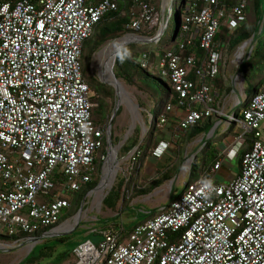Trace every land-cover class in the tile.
<instances>
[{
	"label": "built area",
	"instance_id": "built-area-1",
	"mask_svg": "<svg viewBox=\"0 0 264 264\" xmlns=\"http://www.w3.org/2000/svg\"><path fill=\"white\" fill-rule=\"evenodd\" d=\"M154 1L139 2L142 21L135 19V32L142 30V22L153 24L146 13ZM175 1L164 11L163 34ZM228 1L189 4L176 44L159 51L158 66L179 94L177 105H167L166 111L183 110L180 130L203 118H228V133L247 144L238 175L226 182L210 178L185 183L176 200L126 237L101 231L99 243H81L67 264H264V88L248 105L233 90V107L240 108L233 115L226 111L229 95L219 98L214 88L215 79L234 86L242 78L222 74L231 57L218 36L225 27L238 30L247 7V0H239L228 9ZM116 10L115 0H0V242L18 245L50 238L70 209L71 196L91 181L108 129L92 119L82 50L99 21ZM258 24L262 31L264 15ZM162 35L152 41L159 42ZM253 37L234 51L240 64L251 54ZM186 49L203 52L197 57L205 67L197 69L196 82L187 79L186 67L196 56H187L184 65L178 55ZM140 62L146 67L149 56L142 54ZM166 122L165 115H148L151 126ZM219 127L216 123L212 134ZM166 148L154 156H162ZM112 151L108 147L105 164ZM220 167L217 162L212 172Z\"/></svg>",
	"mask_w": 264,
	"mask_h": 264
},
{
	"label": "trees",
	"instance_id": "trees-1",
	"mask_svg": "<svg viewBox=\"0 0 264 264\" xmlns=\"http://www.w3.org/2000/svg\"><path fill=\"white\" fill-rule=\"evenodd\" d=\"M140 1L142 0H115L117 4V10L107 13V15L99 21V23L96 25L94 34L88 40H86L83 45L81 57L82 73L85 83L90 88V99L94 104L92 110V119L97 125L101 126L104 130L108 129V122L111 119V116L115 110V90L104 82L100 81L96 74L91 71V58L107 42L121 39L126 35H135L142 39H151V33L146 31L145 29H143L142 31L135 32V30L131 28L132 24L135 22V19H137L138 17V11H140ZM237 1L239 0H229L227 2V8L230 9L232 5H234ZM189 4L201 7L203 4V0H176L174 2L173 10L175 12V23L173 34L176 33V35L175 37L172 36V38L164 45V48L159 47L157 49L151 50L150 48H144L148 47L150 44H129L119 50L116 55L115 64L113 67V72L116 79L121 80L126 85L135 87L138 91L142 92L144 95L147 96L146 103L139 102V105L145 111L143 113L145 115V123L150 129V131L149 135L142 137L141 128L140 126H137L133 135L127 139V141L121 147L118 153L119 160L128 158L129 155H131L132 153L133 155L129 157L125 162L126 167H128L129 169V172L123 176L118 177L117 182L109 191L108 195L103 201V205L113 211L117 209V206L121 201L123 202L122 209H127L132 200H134L137 195L149 194L163 183L161 182L162 177L160 176L158 179H156V181L151 184L149 188H144L142 190L135 189V183L142 175L143 162L146 161V156L148 157L149 155H154V152L159 144V138L157 133L160 131L161 128L151 126L148 123V115H152L155 118L161 115H165L168 119L170 116L169 113L166 111L167 105L171 104L175 106L179 101V94L172 86L170 75L163 74L161 67L156 64V51H160L161 54H163L164 49H169L170 47L175 46L176 40L178 39L181 33L180 24L182 15L186 11V8ZM244 15L245 22L242 25V29H238L232 33L225 27L222 29L218 38H221L226 41V55L231 57L239 45L250 40L254 35L252 40L251 54L249 57L245 58V60L239 65L236 71L237 74H240L242 76L243 82L245 84L251 82L252 73L260 72V66L263 57L261 51V44L258 40H256V34L258 32V22L264 15V0H247V7ZM249 16L254 18V21H252L251 23L248 22ZM263 30L264 26L260 33H262ZM163 35L159 42H152L151 44H155L156 46H158L159 43H161ZM142 54H147L149 56V64L146 67L141 66L140 58ZM178 55L181 57V63L184 65L186 64L184 59L187 56H196L197 61L192 66H186L189 69L187 79L196 82L198 80L196 76L197 69L199 67H205L201 66L202 63L201 61H198L197 57V55L203 56V52L198 51L194 54L191 49H186L185 51L179 52ZM154 69L158 70L161 77L156 76ZM160 88L163 89V92L161 99H158L160 95ZM214 88L218 90L219 98H224L230 95V93L233 91V89H231L232 86L229 83L225 82L222 78L215 79ZM263 88L264 77L260 80L257 85L253 87L252 94L250 96H246L247 100L245 105H248L253 94L260 92ZM146 104L154 105V115L150 111L146 110ZM118 113H120V111H118ZM236 114H238V112ZM214 126L215 121H213V118H203L201 121L197 122L195 125H191L188 129L184 130L183 132L186 133V140L188 142H191L196 136L203 133H207L208 130H211ZM216 133L217 131L212 134V138L216 135ZM262 139L264 140V136ZM112 143L114 146L118 143L117 137L113 134ZM202 144V151L196 155L190 167L187 183L198 179H209L212 175V169L219 159L217 151L214 149L213 143H211L210 140H208L204 146H202ZM108 147V142L105 138L102 148L98 150L94 158L95 170L92 174L91 181L83 185L82 189L79 192H76L71 196V204H74L75 210L80 206V203L82 202V199L86 196V194L94 190L98 185L101 167L104 163V159L107 157L108 154ZM177 147L181 148L179 146ZM208 149L212 152L210 162L207 158ZM201 154L202 159L199 158V155ZM240 163L241 156L239 158V164ZM168 204H165L164 206H167ZM75 210H72V207H70L68 212L62 217L61 220H65L69 216L73 215ZM158 210H151L145 219L156 215L158 213ZM107 222L108 224H106ZM101 223L104 225L101 228L102 230H95L93 231L94 234L100 235L101 231L110 230L114 233H119L126 237L133 230V228L138 225L137 223L136 225H132L131 223L125 224L119 218L112 219L110 221L103 220L101 221ZM65 239L66 237L64 236L55 237V240L60 242L64 241ZM86 241L88 240H83L81 243ZM80 244H77V246ZM33 250L30 253L29 257L33 253ZM46 251V253L41 252V254L36 258L41 259L47 256H51L53 254L52 247H48ZM73 251L67 254H62L58 257L59 261H61V264L73 258ZM29 257L25 259V261H28Z\"/></svg>",
	"mask_w": 264,
	"mask_h": 264
},
{
	"label": "rangeland",
	"instance_id": "rangeland-1",
	"mask_svg": "<svg viewBox=\"0 0 264 264\" xmlns=\"http://www.w3.org/2000/svg\"><path fill=\"white\" fill-rule=\"evenodd\" d=\"M172 0H155L153 4H151L150 9L146 13L147 16H150V22L153 24H145L141 23V15L142 11L139 7L138 17L137 20H141L140 23L142 25V30L145 29L146 31L151 33V39L146 38V41H140L139 39L135 40V35H126L121 39L109 41L105 45H103L99 51H97L91 58V71L96 74L100 81L104 82L111 88H113L112 82L114 81L112 73L113 67L115 64V58L110 61L109 68L110 71H104L106 67V63L109 60L110 56H113L118 44L124 40L125 38L133 37L134 39L129 42V44H138V45H149L150 48L157 49V48H164V45L172 38L173 30H174V23H175V12L172 9V15L170 17L168 28L163 35L161 43L158 46L155 44H151L154 40V37H158L163 32V14L166 9H168V3ZM248 22L254 21V18L249 16ZM239 29H242L240 26ZM141 30V31H142ZM256 37L260 44H261V51H262V61L260 66V72L252 73L251 75V82L245 83L243 82L242 78L238 82L237 85L232 86L231 89L235 90L236 94L240 97L242 101L246 104V96H250L253 92V87L257 85L260 80L264 77V30L260 33V25L258 26V32ZM127 44V45H129ZM252 47V43L250 44L249 49ZM236 51V50H235ZM160 57L159 51H156L155 61L158 65V58ZM240 64V61L237 59V56L233 53L231 56L228 66L225 67L224 71H222L223 75L226 77H235L237 75V68ZM156 76L161 77L158 70H155ZM102 73V74H101ZM108 73V74H107ZM119 84H121L127 96H123L122 98L118 97L115 92L116 102H120V106L118 111L120 113H116V116L112 122V134L117 137L118 143L114 146L117 149V171L115 173V169L109 171L106 175V182L107 186L103 191L97 192V188L99 187L100 183L103 179V173L105 166L109 165V160L107 163H103L100 171V178L97 188L92 190L91 192L87 193L86 196L82 199L80 206L75 210L74 204L72 203L71 207L72 210L74 209L75 212L73 215L69 216L65 220H61V226L59 229L56 230L55 234H53L50 238L45 239L41 242L33 243V242H25L23 244H12V242L8 240H2L0 242V264H61L58 257L62 254H67L72 252L80 244L83 240L91 241L94 244H97L101 240V236L98 234H94L93 231L102 230L101 228L104 226L101 221L103 220H112V219H120L123 223L132 225L139 224L140 222L144 221L147 217L148 213L151 210H158L162 208L165 204H168L174 200H176L184 190L185 183L188 181L190 167L198 153L202 151L201 147V139L205 138L202 146L207 143L209 140V134L211 130H208L203 136H200L196 139H193L191 142H186L184 139H180L181 132L178 133V137H175V140L182 144L180 150L177 153L171 151V145H169V141L171 142L170 137H163L165 140L162 148H165L166 151L162 154V156L156 160L152 157V155L146 156V161L143 162L142 168V175L135 183V189H146L151 186V184L156 181L160 176L161 182H163L158 188L154 189L152 192L146 195H137L134 200L130 203L127 209L123 208V202L121 201L116 210H111L103 205V201L105 197L108 195L107 193L112 189V187L117 182L118 177L123 176L126 174V166L123 160H118V153L121 147L125 144L128 138H130L136 127L140 126L141 128V136L144 137L149 135L150 129L147 127L145 123V115L143 114L145 111L139 105V102L146 103L147 96L144 95L142 92L138 91L135 87H131L126 85L121 80H118ZM207 82H210L209 80ZM110 83V84H108ZM114 89V88H113ZM163 89L160 88L159 90V98L162 97ZM233 99L236 101L235 94L232 93ZM243 102V103H244ZM146 110L150 111L153 115L155 113L154 105L153 104H146ZM230 113L233 115L239 109L230 106V102L227 104ZM116 107V105H115ZM221 123V126L216 129L217 134L219 136V140L216 138L213 139L212 143L214 149H218L221 143H226L230 137L227 129L228 118L226 116L220 117L218 120ZM110 123V120L109 122ZM109 125V124H108ZM164 128V127H162ZM262 132L264 133V128H262ZM159 133V132H158ZM242 130L240 128H236V134L240 135ZM159 145V144H158ZM207 158L210 162L212 152L208 149L207 150ZM157 154V152H154ZM199 158L202 159V154L199 155ZM199 159V160H200ZM106 166V167H107ZM229 171L232 175H238L240 171V164L239 160L236 159L235 162L228 166ZM115 178L111 184L110 183L113 178ZM166 179V180H164ZM219 179V178H218ZM109 186V187H108ZM103 192V193H102ZM98 193V194H97ZM107 194V195H106ZM79 219H78V218ZM108 224V222L106 223ZM67 225V226H66ZM66 226V227H65ZM62 229V230H61ZM65 233V234H64ZM64 236L66 239L62 242L55 240V237ZM44 242V243H43ZM53 248V254L51 256H47L41 259H37L41 252H47V248ZM46 248V249H43ZM34 249V250H33ZM31 256L29 257L30 253L32 252ZM28 261H25V259ZM36 258V260H35ZM35 260V261H34ZM69 262V261H67ZM67 262H63L62 264H67Z\"/></svg>",
	"mask_w": 264,
	"mask_h": 264
},
{
	"label": "crops",
	"instance_id": "crops-1",
	"mask_svg": "<svg viewBox=\"0 0 264 264\" xmlns=\"http://www.w3.org/2000/svg\"><path fill=\"white\" fill-rule=\"evenodd\" d=\"M234 101L235 100L233 99V95H232V92H231L230 95H229V98H228V102H230V106L231 107H233ZM228 102H227V104H228ZM237 109L240 110V108H237ZM226 111L228 113H230L227 105H226ZM169 116L170 117L167 119L166 124L162 126L164 128L160 127L161 129H160L159 133H157L158 138H159V143L163 142L161 144V146L158 147V149H156L157 150L156 152H157L158 155L164 149V148H162V146L165 144V142H164L165 140L163 139V137H170L171 142L169 141V145H171L170 149L174 153H177V151L180 150V148H178L177 146L182 147V144L175 140V137L176 138L178 137V133L181 132V136L182 137H180V139H184L186 142H188L186 140L187 139L186 133L183 132V130H180V128L178 127V124H179L180 120L183 118V110L175 108L172 112L169 113ZM213 121H215V125H216V123H218L219 126H221V123L218 121L217 118H215V119L213 118ZM213 128L211 129V132L209 134V136H210L209 140L211 141V143H212L214 138H216L217 140L220 139L217 133L212 138ZM262 128H264V122L261 125V132H262ZM203 135H204V133L196 136L194 139H196V138H198L200 136H203ZM229 135H230V137H229L228 141L226 143H221L219 145L218 149H216L217 155L219 157L217 162L221 163V167L216 172H212V175L210 177L211 179L215 178L216 181H219V182H226V181H229V180H231V179H233L235 177V175H232L231 172L229 171L228 166L232 165L235 162L236 159L239 160L240 156L242 155V153L247 148V144L244 141L236 140L234 138V135L231 134V133H229ZM262 135L264 136L263 132H262ZM200 141H201V144L205 141L204 136H203V138ZM234 151H237V154ZM152 157L155 158L156 160H158L161 156L160 157H156V156L152 155Z\"/></svg>",
	"mask_w": 264,
	"mask_h": 264
},
{
	"label": "bare ground",
	"instance_id": "bare-ground-1",
	"mask_svg": "<svg viewBox=\"0 0 264 264\" xmlns=\"http://www.w3.org/2000/svg\"><path fill=\"white\" fill-rule=\"evenodd\" d=\"M134 38L133 37H127V38H125L124 40H122L119 44H118V46H117V48H119V47H121L123 44H125V43H128V42H131L132 40H133ZM116 48V49H117ZM114 58V54H113V56H110L109 57V60H108V62L106 63V67H105V70L104 71H110L111 72V69L109 68V64H110V61L112 60ZM102 74V73H101ZM108 74V73H107ZM112 82V84L113 85H117V88H118V93H119V96H120V98H122L123 96H127V93H126V91H125V89H124V87L121 85V84H119L118 82H115V81H111ZM114 156H115V152L114 151H112V153H110V156H109V165L106 167L105 166V168H104V173H103V179H102V182L100 183V185H99V187L97 188V192H99V191H103L105 188H106V186H107V182H106V175H107V173L109 172V171H111V170H113V169H115V173H116V171H117V166L114 164ZM107 160V161H108ZM115 175L116 174H114L113 175V178H112V180H111V183H110V185L109 186H111V184H112V182H113V180H114V178H115ZM108 186V187H109ZM103 193V192H102ZM98 194V193H97ZM78 218V217H77ZM79 219V218H78ZM67 226V225H66ZM65 226V227H66ZM62 230V229H61Z\"/></svg>",
	"mask_w": 264,
	"mask_h": 264
},
{
	"label": "water",
	"instance_id": "water-1",
	"mask_svg": "<svg viewBox=\"0 0 264 264\" xmlns=\"http://www.w3.org/2000/svg\"><path fill=\"white\" fill-rule=\"evenodd\" d=\"M163 34V32L161 33V35ZM175 35H176V33H174L173 34V37H175ZM136 39H139L138 37H135V40ZM127 44H129V42L128 43H125V44H123L121 47H119V48H117L116 50H115V52H114V58L116 57V55H117V53H118V51L119 50H121L122 48H124ZM112 76H113V79H114V81L115 82H118V80L116 79V77H115V75L112 73ZM119 83V82H118ZM108 84H110V83H108ZM110 85H112L113 86V88H114V90H115V92H116V95H118V97H120L119 96V93H118V88H117V85L115 84V85H113V84H110ZM119 106H120V102L118 101L117 102V104H116V107H115V110H114V112H113V114H112V116H111V119H110V123H109V126H108V136H107V142H108V146H109V149L110 150H113L114 152H115V156H114V164L116 165L117 164V148L116 147H114L113 146V143H112V122H113V120H114V118H115V116H116V113H117V111H118V109H119ZM111 152V151H110ZM109 154V153H108ZM110 156V155H109ZM109 159V158H108ZM97 188V187H96ZM95 188V189H96ZM110 188H111V186H110ZM109 193V192H108ZM107 193V194H108ZM106 194V195H107ZM65 234V233H64Z\"/></svg>",
	"mask_w": 264,
	"mask_h": 264
}]
</instances>
